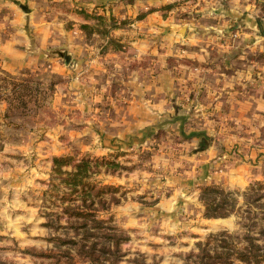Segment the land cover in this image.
<instances>
[{"label":"rangeland","instance_id":"rangeland-1","mask_svg":"<svg viewBox=\"0 0 264 264\" xmlns=\"http://www.w3.org/2000/svg\"><path fill=\"white\" fill-rule=\"evenodd\" d=\"M251 2L257 20L263 23L264 0ZM20 4L27 5L30 12ZM151 10L140 12L137 18ZM16 11L58 15L66 32L44 30L49 40L44 47L31 36L29 50L42 65L35 63L26 74L0 73V98L9 108L0 113V264H88L86 256L78 252L83 246H96V254L107 259L105 264H200L204 254L233 253L245 247L246 193L252 184L264 182V113L250 115L251 125H222L229 123L222 115H191L188 111L186 121L178 122L181 130L167 125L170 119L155 125L146 116L151 123L146 129L150 130L140 133L139 140L122 137L116 141L111 136L116 133L111 130L114 125L107 124L109 109L121 103L120 91L129 93L137 75L151 78L159 56L157 50L142 54L130 50L142 33L114 34L124 25L135 30L136 18L121 23L109 18L104 3L89 8L80 0H0V21L10 22ZM83 24L91 28L84 30ZM182 27L186 28L183 32ZM171 29L184 36L188 22L183 20ZM28 34L33 35L32 30ZM256 34L264 36V30L258 27ZM74 42L86 45L82 50L86 61L102 59L97 63L96 82L88 79V62L82 69L85 80L76 81ZM64 54L70 55L68 62ZM119 58L121 67L112 62ZM248 58L255 65L251 87L264 96V50ZM60 65L71 71L61 72ZM115 70L123 75L117 77ZM89 85L93 98H85L86 108L78 107V96L88 94ZM90 125L94 126L91 132L82 131ZM187 126L192 130L210 127L220 145L206 181H195L201 169L189 155L205 151L208 141L192 148L189 135L183 132ZM66 156L72 160L63 165L64 172H72L81 160L90 159L87 187H94V193L101 187L110 188L84 205L79 192L62 181L67 173L54 172V158ZM103 159L112 164H104ZM240 162L248 163L252 173L244 184L222 178ZM204 186H219L232 193L229 200L236 202L235 211L226 217H207L200 198ZM78 206L105 223L95 227L92 220L78 215ZM224 218L234 220L218 226L217 221ZM223 240L227 245L223 246ZM259 243L264 244V238ZM231 259L234 264H245L236 255Z\"/></svg>","mask_w":264,"mask_h":264},{"label":"crops","instance_id":"crops-1","mask_svg":"<svg viewBox=\"0 0 264 264\" xmlns=\"http://www.w3.org/2000/svg\"><path fill=\"white\" fill-rule=\"evenodd\" d=\"M80 1L89 8L97 4H106L109 18L120 19V23L124 19L136 18L135 30L124 25L116 28L114 34L123 36L130 32L142 33L143 36L133 43L130 50L138 54L156 50L159 52L151 78L137 75L131 80L134 85L131 86L129 93L127 89L124 92L120 91L118 97L121 103L109 109L111 116L107 124L114 125L111 130L116 132L111 135L112 139L116 137L117 141L122 137H129L139 140L140 133H145L146 126L151 125L146 116H150L155 125L160 124L162 119H170L167 125L169 123L176 125L181 130L178 122L186 121L188 111L191 115L205 112L222 115L229 121L228 124L222 125H251L250 115L255 112L264 113V96L251 87L255 79V65L250 63L248 58L257 50H264V36L256 34L258 27L264 30V22L257 20V10L251 0ZM149 8L153 10L142 18H137L140 12ZM183 20L188 22L184 36L171 29L173 25ZM62 26L58 15L43 17L38 12L24 15L16 11L14 19L10 22L0 21V73L26 74L35 63L42 65V60L34 59L29 50L31 36L44 47L49 43L44 30L57 28L65 34ZM28 29L32 30L33 35L28 34ZM71 46L75 56L78 55L76 68L73 69L76 70L73 71L76 81L85 80L86 76L82 74V69L88 62L90 67L88 79L90 82H96L97 63L100 64L102 59L93 60L90 57L86 61V58L82 57V50L86 49V45L74 42ZM220 54L228 56L218 58L217 55ZM168 59L172 60L171 63ZM112 62L117 66H123L120 58L112 59ZM59 67L63 73L71 71L69 67L61 65ZM114 75L120 77L123 74L115 70ZM88 87L90 89L88 94L80 93L78 96L80 101L78 107L86 108L85 98L88 100L93 98L92 87L91 85ZM127 96H130L129 100H126ZM121 99L128 102L124 103ZM4 101V98H0V113H6L9 109ZM93 127L90 125L82 131L91 132ZM183 132L189 135L188 144L192 148L205 139L208 141L205 151L189 156L197 164L196 167L201 169L195 181L210 179L208 169L212 166V159L220 146L213 138L214 131L205 126L200 130H192L187 126ZM209 135L211 137L208 139ZM221 141L223 142L224 138ZM112 142L114 141L110 140V143ZM191 165L192 163L189 168ZM198 168L195 169L197 172ZM250 174H252L250 165L240 162L226 172L227 177L225 175L222 178L228 179L232 184H244L250 178ZM188 180L194 181L191 178ZM233 220L220 219L217 221L218 226L230 225Z\"/></svg>","mask_w":264,"mask_h":264},{"label":"trees","instance_id":"trees-1","mask_svg":"<svg viewBox=\"0 0 264 264\" xmlns=\"http://www.w3.org/2000/svg\"><path fill=\"white\" fill-rule=\"evenodd\" d=\"M263 7L264 4L262 3ZM105 19V17H100ZM115 20V19H114ZM115 22V21H114ZM82 29L88 30L91 28L90 25L83 24L81 25ZM109 30H107V33ZM110 41H116L114 39H109ZM117 42V41H116ZM72 160V157H55L54 158V172L56 173H67V177L63 178L62 181L68 182V185L73 186L75 191H78L82 197L83 204L87 205L88 200L93 202L94 197L100 196L104 189L110 187H101L102 190L94 193V187H87L86 178L88 177L89 166L92 163L90 159H83L75 165V170L72 172H64L62 167L65 163ZM99 161L95 163L98 164ZM101 162L107 165H111L112 162L105 161L103 159ZM72 181V182H71ZM96 187V186H95ZM230 194L224 188L219 186H204L201 188L200 198L206 207L205 215L207 217H226L235 211L236 202L229 200ZM248 198L246 202V211L244 215L245 224L242 227L246 228L245 239L248 241L247 245L242 249L233 250V253L230 251H218L215 255L204 254L199 257L200 264H234L231 259L233 255L238 256L241 261L245 264H264V244L259 243L261 238H264V182H257L252 184L249 191L246 193ZM79 209L78 215L86 220H92L95 223V227H102L105 223V220H102L97 217L95 213L84 212L86 211L82 207H77ZM81 210V211H80ZM87 227V225H85ZM258 232L259 236L254 235ZM223 246L227 245L228 241L223 240ZM106 246V245H105ZM96 246L89 247L88 249L85 246L80 247L79 253L85 255L89 260L88 264H105L107 259L103 258L102 254H96ZM106 249V248H105ZM110 250V249H109ZM204 252V250L202 249Z\"/></svg>","mask_w":264,"mask_h":264},{"label":"water","instance_id":"water-1","mask_svg":"<svg viewBox=\"0 0 264 264\" xmlns=\"http://www.w3.org/2000/svg\"><path fill=\"white\" fill-rule=\"evenodd\" d=\"M20 5L24 9V11L30 12V8L27 5L25 4H20ZM185 29H186L185 27H182L180 31L183 32ZM64 55H65L66 61L68 62L70 60V55L69 54H64Z\"/></svg>","mask_w":264,"mask_h":264}]
</instances>
